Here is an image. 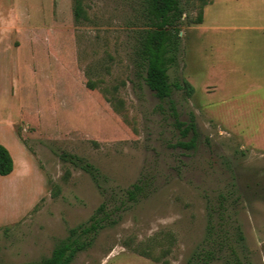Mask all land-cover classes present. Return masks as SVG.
Masks as SVG:
<instances>
[{
  "label": "rangeland",
  "instance_id": "374dc122",
  "mask_svg": "<svg viewBox=\"0 0 264 264\" xmlns=\"http://www.w3.org/2000/svg\"><path fill=\"white\" fill-rule=\"evenodd\" d=\"M179 1L168 74L195 89L172 96L181 121L195 116V150L177 147L168 104L138 66L151 27L143 0H81L79 18L77 0H0V42L23 55L12 68L14 134L39 172L25 170L14 137L17 173L0 176V263L50 256L105 204L107 225L72 264H188L211 215L240 257L264 264V0ZM136 183L146 195L130 200Z\"/></svg>",
  "mask_w": 264,
  "mask_h": 264
},
{
  "label": "trees",
  "instance_id": "16d2710c",
  "mask_svg": "<svg viewBox=\"0 0 264 264\" xmlns=\"http://www.w3.org/2000/svg\"><path fill=\"white\" fill-rule=\"evenodd\" d=\"M203 6L209 2L203 0ZM145 12L151 27L146 29L140 39L138 50L139 64L143 71V79L147 87L156 97L168 104V110L174 120V125L181 135L177 147L185 150H195L198 144V131L194 114L188 121H181L174 100V88L182 90L188 97L195 91L186 80L172 84L169 79V68L177 64L180 50V21L184 11L179 0H143ZM200 8L196 23H203V8ZM82 14L81 0H77L75 16ZM62 159L79 167L96 178L94 167L83 159L63 154ZM14 170V161L9 150L0 144V176H8ZM145 183H136L127 191L130 200L146 195ZM109 221L106 205L102 204L91 216L88 223L81 224L69 230L68 236L52 251L51 255L39 261L23 264H72L77 255L92 247L96 236ZM225 223L215 222L213 215L207 229V235L200 247L191 255L188 264H212L217 259H224L226 264H249L237 253L236 246L224 228ZM241 240H243L240 235ZM225 251L229 256L224 257ZM2 264V263H0Z\"/></svg>",
  "mask_w": 264,
  "mask_h": 264
},
{
  "label": "crops",
  "instance_id": "0c3cea01",
  "mask_svg": "<svg viewBox=\"0 0 264 264\" xmlns=\"http://www.w3.org/2000/svg\"><path fill=\"white\" fill-rule=\"evenodd\" d=\"M22 57L23 55L21 56L20 54H18L17 49H13L10 45L0 42V131L2 132L0 135V144L7 148L6 145H9L10 141H12V139L14 140L15 137L14 141H18L22 144L20 148L22 147L21 150L23 149V155L26 157V161L23 163L25 170L28 169V172L29 173L31 172V174L32 172L35 174H39L38 170L34 168V166L32 165L30 153L25 148L23 143L20 141L18 136L14 134L13 112H12L14 96L11 92L12 83L14 81L12 68L13 65L16 66L22 65L23 63ZM15 173H17V167L14 161V170L10 175ZM8 176H2V177H8Z\"/></svg>",
  "mask_w": 264,
  "mask_h": 264
}]
</instances>
